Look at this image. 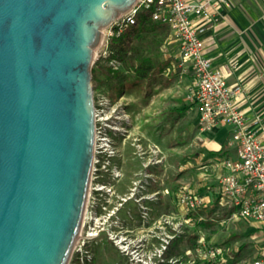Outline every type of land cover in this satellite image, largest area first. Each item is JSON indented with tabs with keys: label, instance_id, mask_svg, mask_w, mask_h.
<instances>
[{
	"label": "water",
	"instance_id": "95a60500",
	"mask_svg": "<svg viewBox=\"0 0 264 264\" xmlns=\"http://www.w3.org/2000/svg\"><path fill=\"white\" fill-rule=\"evenodd\" d=\"M137 0H0V264H67L94 144V53Z\"/></svg>",
	"mask_w": 264,
	"mask_h": 264
},
{
	"label": "built area",
	"instance_id": "2783aa9c",
	"mask_svg": "<svg viewBox=\"0 0 264 264\" xmlns=\"http://www.w3.org/2000/svg\"><path fill=\"white\" fill-rule=\"evenodd\" d=\"M220 6L228 7V2L204 0L191 4L184 0H137L126 13L102 30L105 34L102 47L109 55V43L130 26H135L137 16L142 12H148L152 22L167 26L178 49L175 67L180 74L190 71L192 75L186 98L196 107L199 130L211 131L216 126H227L230 144L236 148L234 158L225 157L220 162L223 173L217 185L219 202L231 209L229 219L253 222L264 230V118L255 117L251 124L248 123L235 104L242 88L228 86L222 73L212 68L210 60L203 55L207 25L219 21ZM116 60L111 63L118 65ZM94 108L88 190L79 234L67 264H95L93 249L103 239L110 241L122 255H131L143 263L148 256L126 235L123 220L131 214L127 207L130 202L144 218L142 199H152L159 193L160 180L155 171L160 167V150L154 144H143L140 138H132V155L140 161L141 168L125 184L123 156L118 145L119 137L123 135L118 125L121 114L117 108L108 112L112 107L104 97L94 101ZM177 203L189 212L206 205L203 196L192 192H181ZM132 246L138 249L131 250ZM195 253L202 264H228L225 249L202 238L196 242ZM156 254L160 256V248L156 249ZM250 264H264V247Z\"/></svg>",
	"mask_w": 264,
	"mask_h": 264
},
{
	"label": "rangeland",
	"instance_id": "374dc122",
	"mask_svg": "<svg viewBox=\"0 0 264 264\" xmlns=\"http://www.w3.org/2000/svg\"><path fill=\"white\" fill-rule=\"evenodd\" d=\"M170 42V41H169ZM165 41L160 43V38L147 37L146 54L149 55L153 63L161 64L164 55L170 52V43ZM108 54L101 46L94 53L93 65L97 69V80L92 82L94 101L99 97L107 99L112 112L113 108H117L121 114V120L118 125L122 128L118 145L122 154V167L124 170L123 182L127 184L131 177V172L137 170L139 160L132 162L130 160L131 153L134 149L130 146L132 138L137 136L130 130V116L126 110V103L120 99L121 87H123V78L126 81L131 80V75L123 74L120 61L118 65L112 64L108 60ZM108 70H113L114 77ZM124 75V76H123ZM164 76H160V240H158L157 225L154 222L152 233H150L147 247H143L142 253H146L148 258L141 263L131 255L125 256L110 243L103 239L93 249L95 264H202L195 254V244L199 239H204L222 246L225 249L226 258L230 264H249L256 257L259 251L258 235L254 238L252 234L256 232L248 225H257L253 222L245 224L239 222L241 219L227 222L223 209L218 211L216 207L211 210L200 211L195 213L189 212L177 203L179 191L187 192L188 190H196L199 188H215L219 179L218 163H205L199 160L195 151L189 148L190 132L185 123L187 118L179 120L174 124L176 110L173 104L176 100H180L178 105L180 108L185 107V102L181 99L182 92L177 93L172 89L169 93L166 88L167 84L162 80ZM121 87L119 88V86ZM185 86H183L184 89ZM176 92V94H175ZM170 112V113H169ZM109 113V115H111ZM115 115V114H114ZM182 117V116H181ZM193 117V114L191 115ZM194 118V117H193ZM113 120V116H112ZM195 119H192V121ZM196 123V121H195ZM197 124V123H196ZM198 129V127H196ZM139 138V137H137ZM124 139V142H123ZM123 142V144H122ZM145 141H142L143 144ZM221 157V156H220ZM218 193V188H217ZM135 213V207L132 203L127 205ZM157 211L154 210L153 220H156ZM202 216V221L190 220ZM261 242V243H262ZM162 246L166 248L163 249ZM160 248V256L156 254V249ZM135 249L132 246L131 250ZM172 254L171 258H167L163 253ZM246 261V263H240Z\"/></svg>",
	"mask_w": 264,
	"mask_h": 264
},
{
	"label": "crops",
	"instance_id": "0c3cea01",
	"mask_svg": "<svg viewBox=\"0 0 264 264\" xmlns=\"http://www.w3.org/2000/svg\"><path fill=\"white\" fill-rule=\"evenodd\" d=\"M184 1L195 4L204 0ZM226 1L228 7L220 6L218 9L219 21L216 24L207 25L203 37V55L210 60L212 68L222 73L228 86L238 85L242 88L235 104L243 112L248 123L251 124L255 117L264 118V0ZM166 41H170V48H168L170 52L164 55L161 64L151 61L152 68L144 78L123 82L124 89L121 85L119 86V88L121 87L119 98L125 101L126 110L130 116V130L141 141L154 144L160 150V76H164L162 80L167 84V91L171 93L172 89H178L176 92H182L183 97L181 99L186 104L185 107L180 108L178 106L180 100L173 103L176 108L173 110L176 114L174 124L188 117L184 123L191 134L189 148L195 151L194 155L199 160L209 164L217 162L220 177L223 173L220 162L225 157L234 158L236 152L235 145L230 144L229 128L216 126L211 131L203 132L199 128L196 129L198 127V112L196 107L186 98L187 89L192 84L191 72L180 74L175 67L178 49L172 41L170 33ZM141 53L146 54V50H141ZM183 86H185L184 89ZM192 114L194 118L191 117ZM192 119L195 120L192 121ZM129 155L132 157L130 160L135 162L136 159L132 152ZM135 171L131 172V177ZM155 173L160 180V167L156 169ZM217 185L218 180L214 189L202 187L187 191L203 196L206 202L205 207L198 208L192 213L197 210L205 211L216 207L218 211L223 209L227 222L235 221L237 218L229 219L231 209L219 202ZM189 215L191 217L192 214ZM189 219L202 221L204 218L198 216V218L191 217ZM239 222H244L246 225L250 223L242 219ZM248 226L256 231L252 234V236L255 235L254 238L259 234L257 242L263 240V242H258V256L264 247V230L258 225L255 227ZM169 254L167 258L172 257V254ZM240 263H246V261H240ZM228 264H230L229 261Z\"/></svg>",
	"mask_w": 264,
	"mask_h": 264
},
{
	"label": "trees",
	"instance_id": "16d2710c",
	"mask_svg": "<svg viewBox=\"0 0 264 264\" xmlns=\"http://www.w3.org/2000/svg\"><path fill=\"white\" fill-rule=\"evenodd\" d=\"M160 38V43H164L169 36V29L166 25L149 20L148 12H142L137 16L135 26H130L119 35L117 39L108 45V60L117 59L120 61L123 74L131 75V80H140L150 71L151 59L149 55L141 53L145 50L147 37ZM114 75L113 70H108ZM161 72V69H160ZM92 82L97 80V69H91ZM124 76V75H123ZM114 77H118L114 75ZM126 81V78H123ZM120 93V91L118 92ZM169 257L170 254L166 255Z\"/></svg>",
	"mask_w": 264,
	"mask_h": 264
},
{
	"label": "flooded vegetation",
	"instance_id": "af4514ba",
	"mask_svg": "<svg viewBox=\"0 0 264 264\" xmlns=\"http://www.w3.org/2000/svg\"><path fill=\"white\" fill-rule=\"evenodd\" d=\"M141 168V163L139 161V170ZM136 170V171H137ZM149 170V169H147ZM152 190L155 189V187H151ZM159 193L153 197L152 199H142L141 203L144 206L145 210V217L141 218L140 212L135 209V213L133 214L131 211V214L128 218L123 220V227L127 228V231L125 232L126 235L135 243L138 244V248L142 249L143 247H147L149 237L151 236L150 233H152V227L154 225V222L157 225L158 230V240H160V187L158 186ZM131 203V202H130ZM157 211L156 220H153L154 210ZM137 247L135 249H138Z\"/></svg>",
	"mask_w": 264,
	"mask_h": 264
},
{
	"label": "bare ground",
	"instance_id": "6f19581e",
	"mask_svg": "<svg viewBox=\"0 0 264 264\" xmlns=\"http://www.w3.org/2000/svg\"><path fill=\"white\" fill-rule=\"evenodd\" d=\"M104 41H105V38H104ZM104 41H103V44H104ZM103 44H102V46H103Z\"/></svg>",
	"mask_w": 264,
	"mask_h": 264
}]
</instances>
